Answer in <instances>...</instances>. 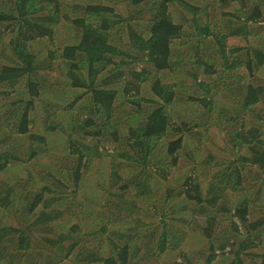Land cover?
<instances>
[{
	"label": "trees",
	"instance_id": "trees-1",
	"mask_svg": "<svg viewBox=\"0 0 264 264\" xmlns=\"http://www.w3.org/2000/svg\"><path fill=\"white\" fill-rule=\"evenodd\" d=\"M72 1L0 0V110L6 108L5 121L0 120V213L4 218L12 213L14 221L0 219V264H58L71 254L74 264H150L161 256L182 255L179 249L188 238L200 254L207 250L203 264L219 259L220 264H264L262 125L238 130V115L229 116L224 129L234 147L233 159L222 166L213 154L196 149L194 167L177 175L183 167L179 152L184 142L190 144L189 139L226 117L211 106L209 91L212 96L221 92L235 97L225 91L245 81L238 83L237 108L251 113L254 122L264 119L256 115L264 107V0ZM62 23L70 25L59 35ZM193 34L195 54L202 48L210 52L197 62L207 76H215L210 86L200 80L188 83L185 101L198 102L199 113L188 123L167 110L183 96L181 88L165 85L160 73L176 72L174 49ZM232 37L241 38L246 47H228ZM49 82L66 88L64 94L71 91L73 99L66 106L56 95L62 109L46 91ZM147 82L148 99L141 97ZM79 100L85 105L75 111ZM38 109L46 115L44 123L52 124L45 130L53 134L69 120L74 123L72 133L88 138L63 142L67 155L75 157L66 174L73 185L85 178L82 169L89 156L107 150L113 154L106 173L110 197L104 195L98 204L99 209H110V226L102 224L104 214L94 216L91 205L83 202L79 209L91 214L85 218L89 221L68 229L53 224L67 218L68 225L74 213L61 211V199L55 203L50 196L58 193L60 170L38 161L50 145L48 138L32 134L35 121L30 117ZM57 112L64 120L57 119ZM23 139L30 144L21 147ZM101 142L112 147L106 149ZM35 160L46 171L28 168ZM12 173L24 183L27 178L31 191L25 206L22 197H11L6 178ZM228 192L238 200L233 202ZM185 209L192 220L178 214ZM118 215L120 220H113ZM193 223L203 244L189 234ZM43 226L53 227L56 237L36 238L34 232ZM86 237L94 247L82 243Z\"/></svg>",
	"mask_w": 264,
	"mask_h": 264
},
{
	"label": "rangeland",
	"instance_id": "rangeland-1",
	"mask_svg": "<svg viewBox=\"0 0 264 264\" xmlns=\"http://www.w3.org/2000/svg\"><path fill=\"white\" fill-rule=\"evenodd\" d=\"M72 0H67V2H71ZM72 2H77L79 4V2L77 0H73ZM196 4V3H195ZM226 11H228V9H225ZM212 19V18H211ZM69 23H62V25H60L59 27H61V29L58 30L57 28V33L60 32L62 33H66L67 29L69 28ZM59 35L56 37L59 40ZM194 36L192 37H188L187 39H182V41H180V44L175 47L174 51V56H173V60H175L176 64L178 65V68L174 69L176 72L174 74H168V73H160L161 76L164 77L163 80H166V82H164L165 85H173L175 86V90L178 88L179 92H181V95L183 96V98L181 99L182 102H177L176 104L167 107V110L170 111V113L174 116L175 118H178L179 120L185 121V122H191V121H195L196 118L193 117H197L199 115L198 111L195 109L197 108L196 105L198 104V102H196L195 105H192L193 103L188 101H185L188 93V83H190V85H192L193 83H195L197 80H200L204 83H208V85L210 86L212 80L214 79L213 75L212 77L207 76V74H205V69L204 66L202 64H199L197 61L198 60H205L208 58V56H210V52L209 49H205L202 48L200 49V51L198 53L195 54V45L194 42L197 38H195V34H193ZM250 39H252L251 37H249ZM241 38H236V37H232L229 38L227 40V46L230 48H237V47H246L245 43L240 40ZM60 41V40H59ZM60 43V42H58ZM255 41L253 42L251 40V44L254 45ZM58 46V44H57ZM188 47V50H187ZM57 48V47H56ZM54 49V48H53ZM56 50V49H55ZM47 53V51H45V54ZM177 57V59H175ZM238 73L240 75H243L245 72L244 71H238ZM167 74V76H166ZM62 81V78H61ZM241 80L238 82L240 83ZM245 81H242L241 84H243ZM61 83V82H60ZM238 83H234L233 85L236 84V86L230 87V89L233 90H226L225 93H228L230 95H235V97H230V96H226V95H222L221 92L216 93V95L212 96V92L209 91V95L208 97L212 99L213 104L211 105L215 110L220 111L222 113V115H224L225 118H223L221 120V122L216 124H211L209 127H206L207 130H202V135L201 136H194L195 134H193L192 139H189V141H191L190 144H187L186 142H184L183 147L181 149V151L179 152L180 155V159L182 160L180 162L181 165H183V167H179V171L177 170V175L181 174V172H183V174L186 171H189L190 169H192L194 167V163L196 161V159H193V153L195 152L196 149H198L201 152H205V153H211L213 154V156L215 157V161L217 163H221L222 166H226L227 162L230 161L231 159H233L231 157L232 152L234 151V147L232 145V143L230 142V140H228L229 138V133L225 132V125L229 124L228 122H224L225 119H228L229 116L232 115H238V119L236 120V125L235 128H237L239 130L240 127H252V126H256V125H262L263 130H264V119L258 122H254V119L252 118L251 113H249L248 111H244V109H238L237 106L239 103V96L237 95V89H238ZM48 86L49 88H47V92H50V97L53 98V100H56V95H61V98L63 99L62 104H64V106L68 105L70 103V101H72L73 98L70 97L71 91L69 89V93L64 94V91H66V88L61 89V86L59 85H54L52 82H49ZM148 88H149V82H147L146 84L143 85V91H142V95L141 97H144L146 99H148ZM51 89H53V92L51 93ZM192 88L189 89V95H192ZM224 93V94H225ZM8 94L13 97L15 95V92H12L10 90H8ZM70 97V98H69ZM55 101L52 102L55 104ZM86 101V100H85ZM6 104V103H5ZM48 105L51 104V101L48 100ZM58 106H61L62 109V105L60 103H56ZM4 105V104H3ZM85 105L83 100H79V102L75 105V111L79 110L81 107H83ZM52 106V105H51ZM201 107V106H200ZM6 108H3L0 110V120H3L2 118L4 117L2 115V113H4ZM258 112L256 113L257 116L264 117V107L258 108ZM38 112L36 113H31V118L34 119L35 122L34 123V128H33V132L32 134L34 135H38L40 137L43 138H48V141L50 143V145L48 146V152L43 154L38 161L40 163H43L49 167H54V165L56 166L55 169L60 170V172L57 173L56 177L59 178L61 185L59 186L58 184L56 185V189L55 192H57L58 189V193L50 195L51 197H53V199H55V203H57V201L59 199V201H61L64 205H60L58 204L59 208L61 211H65L66 214H73L71 218V221L69 222L68 225H66L67 223V218H59L57 221H55L53 224L55 226L60 227H65L68 229L71 225L80 222H84V221H89L86 220V216L91 214L87 211H81V209H79V204L81 202L86 203L87 205H91V211L92 214L94 216H99L100 213L104 214V217L106 218L105 224L107 226H110L109 222H107V220L113 216H110V209L105 208H98V204L103 203L101 202V199L103 198L104 195H108L109 196V178L107 174L109 173V164H108V160L110 158V156H112L113 154H111V151L107 150L104 151V153H101L97 156H89V163H85L84 167L82 169V173H84V177L80 182V184H77V186L72 184V179L71 178H66V174L67 172L70 170V168L74 167L75 165V157H73V159H71L68 155H67V144H63V142L68 141L70 138L73 139L74 141H77L79 138L83 137L80 136L79 134L76 133H72L71 132V126L72 124L74 125L73 121H66L65 124H61L63 126V128L60 126H58L57 131L55 133H51L48 130H45L44 127H47L50 125H52L51 123H44L46 118V115L43 116V112L41 110H37ZM238 111V112H236ZM40 112V113H39ZM240 114V115H239ZM215 116V115H214ZM57 119L60 117L61 119L64 120L63 118V113L62 112H57L56 115ZM84 118V117H83ZM216 118V117H215ZM57 119L54 118V122L57 121ZM32 120V119H31ZM82 120V119H81ZM5 120H3L2 122H4ZM59 121V120H58ZM1 122V121H0ZM223 123V125H221ZM6 131V129H2ZM194 133H196V131H194ZM88 137V136H87ZM191 137V136H189ZM264 137V135H263ZM85 141L88 140V138L83 137ZM68 139V140H67ZM62 143V144H61ZM28 144H30V142H28L27 139H23L21 140V147H26ZM102 146L105 147L106 149H108L109 147H112L111 144H106L105 142H101ZM56 161V163H55ZM184 161L185 164H184ZM115 162L117 163V160L115 159ZM25 167V165H23ZM37 166V167H35ZM32 168L34 171H38V172H44L46 171V168H42L38 162L35 160L34 164L28 167V168ZM24 169V168H23ZM21 169V170H23ZM224 169V168H223ZM221 169V171L223 170ZM43 170V171H42ZM37 172V173H38ZM47 172H49L47 170ZM107 173V174H106ZM152 174V172H150ZM48 174V173H47ZM49 175V174H48ZM197 175H201L200 172L197 173ZM12 178H6V182H8V186L11 188L10 190V194L11 197L18 196V199L21 200L22 197V202L21 205H24L25 202V198L26 196L30 193L31 189L28 187L27 184V178H25L26 183H24V181H21L17 176H15L14 173L11 174ZM32 180L35 184V181L37 180V175L36 173H32ZM55 176V175H53ZM125 177V175H123ZM102 179V180H101ZM30 181V180H29ZM176 181V180H175ZM112 182V181H111ZM205 184V183H204ZM251 184H254L253 182ZM59 186V187H58ZM166 183L163 184V187L165 188ZM173 186H176L173 184ZM36 190V186L34 185ZM76 187L78 188V192H74V190H77ZM203 187V186H202ZM33 190V191H34ZM116 190V189H113ZM111 191V194L114 193L115 191ZM229 193V192H228ZM227 193V194H228ZM73 194H77L78 198H76L73 196ZM231 194V198L232 201L235 202L233 200V198H235L236 200H238V195L233 196L232 193ZM158 196V195H157ZM157 196H154L157 199ZM230 196V195H229ZM110 197V196H109ZM231 198H230V202H231ZM90 199V200H89ZM239 202H237L236 204H238ZM235 205L234 203L232 204V206ZM261 205V203H257L256 207L258 208ZM48 210V209H47ZM7 212V211H6ZM16 212V211H15ZM259 213H262V210L258 209ZM256 213V215H258L259 213ZM0 213V219H2L3 221L6 219L7 221L13 222V214L12 213H8L4 218L1 217ZM179 215L183 216V217H187V221L189 219L192 220V216L189 214L188 211L182 210L180 213H178ZM120 215H118V217H115L113 220H120ZM254 215L252 216V219H254ZM30 218V217H29ZM32 219V218H30ZM88 219V218H87ZM190 220V222H191ZM197 220V219H196ZM192 223V222H191ZM90 224V223H89ZM99 224V223H96ZM92 225V223H91ZM18 227V226H17ZM129 230L131 231V229L129 228ZM188 230L190 231L189 234L193 235L195 242L201 243L203 244V242H206L205 239L199 235L197 231H195L194 228V223L193 225H189L188 226ZM34 235L36 238H55L57 235L56 230H54V228L52 227L51 230H44V226H43V230L42 231H36L34 232ZM197 240V241H196ZM44 242V240H43ZM95 242V241H94ZM82 243H85L87 246H93L92 244V240H89V237H86ZM200 248L202 249L203 246H200ZM91 249V248H90ZM175 251H178L176 249H174ZM181 254L179 257H175V256H167V257H159L157 261L155 262H151L150 264H172L175 261H181L186 263L188 261V264H203L204 260L207 258L208 253L206 249H204V254H200L199 251H197L196 245L194 244L192 246V241L188 238L187 242L184 243L183 247H181ZM175 251H173L174 253H176ZM175 255V254H173ZM73 254H71L70 256H68L66 259H62V261H60L58 264H74V262H72L73 259ZM219 259V257L217 258ZM221 260L219 259L218 262H216V264H220ZM19 264H21L20 262H18ZM187 264V263H186Z\"/></svg>",
	"mask_w": 264,
	"mask_h": 264
}]
</instances>
